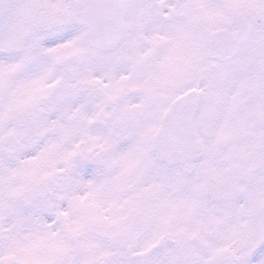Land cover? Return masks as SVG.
I'll list each match as a JSON object with an SVG mask.
<instances>
[{
  "label": "snow or ice",
  "instance_id": "snow-or-ice-1",
  "mask_svg": "<svg viewBox=\"0 0 264 264\" xmlns=\"http://www.w3.org/2000/svg\"><path fill=\"white\" fill-rule=\"evenodd\" d=\"M0 264H264V0H0Z\"/></svg>",
  "mask_w": 264,
  "mask_h": 264
}]
</instances>
